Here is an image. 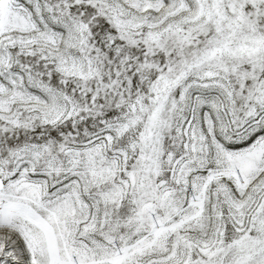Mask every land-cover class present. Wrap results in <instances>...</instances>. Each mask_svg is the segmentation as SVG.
<instances>
[{
	"label": "snow or ice",
	"instance_id": "6c2138e0",
	"mask_svg": "<svg viewBox=\"0 0 264 264\" xmlns=\"http://www.w3.org/2000/svg\"><path fill=\"white\" fill-rule=\"evenodd\" d=\"M0 264H264V0H0Z\"/></svg>",
	"mask_w": 264,
	"mask_h": 264
}]
</instances>
